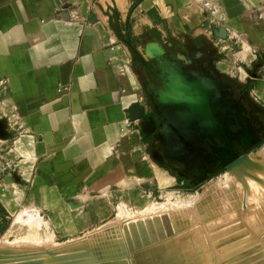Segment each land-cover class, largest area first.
I'll use <instances>...</instances> for the list:
<instances>
[{"label":"crops","instance_id":"obj_1","mask_svg":"<svg viewBox=\"0 0 264 264\" xmlns=\"http://www.w3.org/2000/svg\"><path fill=\"white\" fill-rule=\"evenodd\" d=\"M211 74L264 129V0H0V238L22 211L55 244L161 204Z\"/></svg>","mask_w":264,"mask_h":264},{"label":"rangeland","instance_id":"obj_2","mask_svg":"<svg viewBox=\"0 0 264 264\" xmlns=\"http://www.w3.org/2000/svg\"><path fill=\"white\" fill-rule=\"evenodd\" d=\"M173 51L174 49H172L171 53H173ZM137 68L143 73V76L146 77V74L139 67V65ZM166 128L167 126H164V128L161 129L157 127L152 134H148V139H152L159 132V130L164 131ZM262 149L264 150V140L248 152V159L253 160L254 154H257ZM183 150L186 152L185 149ZM151 151L152 153H155V151L158 152V147L154 148V146H152ZM208 163L209 165L212 164L211 162ZM258 163L262 169H248L253 176L264 180V162L260 160ZM170 165L168 166V170L172 175H174V177H176V181L175 184L168 189V194L170 195L167 198L164 197L163 199L155 201L161 204L153 205L143 212L138 211L128 213L121 209L118 216L111 219V221L105 226L97 228L87 235L69 243L56 241L54 244L52 239L49 237L50 235L46 232V229L43 226V220L37 216V213L28 210L22 211L15 219L16 224H18L17 234L11 235L8 239L4 237L0 238V261L11 260L19 257H37V260H43L45 264H48L49 255L51 257L53 256L52 258L65 256L68 253L64 254L67 252H64V250L68 246L73 243L80 242L97 232H105L108 227L116 228L117 231L121 233V237L118 240V247H130L128 244V242L130 243L128 237H131L132 230L127 227L130 226L132 229L135 228L136 231H139L138 224L141 222L145 223L146 221H152V223H170L173 225V229L171 228L172 226L168 228L172 232L180 229L177 231L179 234H181L182 230H184V232H193L194 227L199 221H201L198 216V211L200 210V207L203 206V209L209 211L208 217L205 221H214L217 226L214 229L220 228L223 225L231 224L236 220H241V217L243 218L245 216L249 221H253L254 223L262 222V219L264 218V186L259 185L261 183L256 181L253 177L246 178L247 176H244L241 177L242 179L239 181V179H236L239 177H236V175H238L237 170L235 173L234 169L229 171L223 167H218L219 170L217 172H205V169L200 163H194L193 161L190 163H180V165ZM215 166H212L211 169ZM193 168L197 169V171L200 169L204 172L205 175L203 177L205 178L200 180L197 179L194 175L195 169ZM250 178H252L253 181L249 180ZM209 186H216L217 192L212 196L210 202H201L202 195L205 192L206 187ZM233 192L236 194L238 193L241 196L243 199L241 204H237L236 201L231 198L230 194ZM254 216H259L260 218L256 219ZM33 217L35 221H31ZM237 225H233L228 229ZM6 226H8V221L0 226V232L6 230ZM144 228L146 229L148 235L147 226ZM228 229L224 231H227ZM175 231L173 232V235L178 234ZM51 251H54V253ZM75 251L73 252L76 254H82L84 252L83 250L78 249ZM58 253L60 255H58ZM120 256L128 259V254H121ZM90 264H94V262Z\"/></svg>","mask_w":264,"mask_h":264},{"label":"bare ground","instance_id":"obj_3","mask_svg":"<svg viewBox=\"0 0 264 264\" xmlns=\"http://www.w3.org/2000/svg\"><path fill=\"white\" fill-rule=\"evenodd\" d=\"M253 158V160L249 159V162L243 163L239 167L234 168L235 171H233L236 173L237 170L238 173L236 177L239 176L236 179L241 181V177H253L256 181L261 183L259 185L264 186V180L253 176L248 169L261 168L258 162H260V160L264 162V150L262 149L257 154L255 153ZM249 180H252V178ZM216 186L206 187V190L202 195L201 202L208 203L211 201L212 196L217 192ZM230 195L237 204H241L243 202V199L238 193L236 194L233 192ZM203 208L204 206L200 207V210L198 211V216L201 221H199L194 227L193 232H184V230H182L181 234H179L177 231L180 229H177L174 231L178 234L173 235L174 231L172 232L168 228L172 226L171 228L173 229V225L170 223H152V221H149L148 245H142L138 250L134 249V251H131L130 247L127 246L121 248L118 247V240L121 237V233L117 231L116 228L108 227L105 232H97L80 242L73 243L64 250V252L67 251L66 253H62L73 255L76 254L75 250L77 249L83 250V253H87L86 255L83 253L78 254L80 258L77 260L69 259V262H76L74 264H90L92 262H94V264H103L106 262H110V264H115L116 262L132 264V260L135 256L144 252H148V259L152 258V256L165 257L159 264H166L168 261L173 260H176L175 264H228L227 262L233 256L254 247L258 248L257 246H260L261 248L258 251L257 249H253L255 252L250 255L251 257L259 255L261 251L264 252V218L262 219V222L254 223L253 221H249L245 216L243 218L241 217V220H236L231 224L223 225L220 228L214 229L217 227L214 221H205L208 217L209 211ZM37 216L41 218L38 213ZM254 217L256 219L260 218L259 216ZM31 221H35L34 217ZM233 225L237 226L228 229ZM127 228L132 230V227L130 226ZM226 229L228 230L224 231ZM103 248L106 250L105 254L107 253V259L105 260L101 258L102 254L100 253ZM172 250H176V254H174ZM51 252L54 253V251ZM121 254H128V259L122 258L120 256ZM58 255L60 254L58 253ZM52 257L50 255L48 256V262L55 259ZM233 262L234 261H232V263Z\"/></svg>","mask_w":264,"mask_h":264},{"label":"water","instance_id":"obj_4","mask_svg":"<svg viewBox=\"0 0 264 264\" xmlns=\"http://www.w3.org/2000/svg\"><path fill=\"white\" fill-rule=\"evenodd\" d=\"M211 81L219 93L217 100H213L205 92L200 91V95L205 100V115L206 120L200 121L198 118L191 123L189 128H174L171 131L177 137L179 144L186 150L187 161L185 163L196 162L200 163L205 169V172H212V166L223 167L226 170H232L239 167L241 164L249 162L248 152L260 143L258 134L253 127L251 120L241 109L240 104L230 99L221 84L211 74ZM142 131L146 134H152L156 129L154 120L150 119L141 123ZM184 129V130H183ZM183 130V131H182ZM0 136H3V130L0 128ZM208 162L212 164L209 165ZM195 169V168H193ZM194 175L197 179L205 178V174L200 169L194 170ZM5 182H12L11 178L5 179ZM148 221L139 223V231L135 228L131 231L130 249L138 250L142 245H148ZM135 227V226H133ZM254 247L247 251L241 252L227 262L228 264H264V252L251 257L252 253L261 248ZM106 250L100 252L102 259H107ZM176 254V250H172ZM87 254V253H83ZM249 255V256H248ZM84 257V256H82ZM37 257H19L11 260L0 261V264H45L43 260H37ZM78 254L65 255L55 258L48 264H74L69 262V259L77 260ZM165 257L156 256L148 259V252L141 253L132 260V264H159ZM101 260V259H98ZM232 261H234L232 263ZM84 262V261H80ZM176 260L168 261L166 264H175ZM103 264H110L103 263ZM115 264H123L116 262Z\"/></svg>","mask_w":264,"mask_h":264},{"label":"flooded vegetation","instance_id":"obj_5","mask_svg":"<svg viewBox=\"0 0 264 264\" xmlns=\"http://www.w3.org/2000/svg\"><path fill=\"white\" fill-rule=\"evenodd\" d=\"M202 68L203 69H206L207 71L206 72H208L209 71V61L208 60H204V63L202 64ZM242 92H245V90L244 89H242L241 90ZM237 96V95H236ZM234 101L236 100V102H242L241 101V95H238V99L237 98H235L234 97V99H233ZM249 119L251 118L249 115L247 116ZM251 120V119H250ZM252 122V124H253V127L255 128V130H256V132H257V134H258V138H259V140H260V143L262 142V140H264V129H262V128H260V126H257V124H255L253 121H251ZM259 130V131H258ZM259 143V144H260ZM219 169H218V166H215V167H213V169H211V171H218Z\"/></svg>","mask_w":264,"mask_h":264},{"label":"trees","instance_id":"obj_6","mask_svg":"<svg viewBox=\"0 0 264 264\" xmlns=\"http://www.w3.org/2000/svg\"><path fill=\"white\" fill-rule=\"evenodd\" d=\"M251 81L248 82V84L243 88L244 90H247L251 87V84H250Z\"/></svg>","mask_w":264,"mask_h":264}]
</instances>
